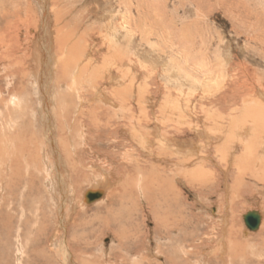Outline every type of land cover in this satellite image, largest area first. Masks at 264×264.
<instances>
[{
    "label": "rangeland",
    "instance_id": "1",
    "mask_svg": "<svg viewBox=\"0 0 264 264\" xmlns=\"http://www.w3.org/2000/svg\"><path fill=\"white\" fill-rule=\"evenodd\" d=\"M45 2L48 5V12H50V10L51 12H54L55 10L60 12L61 18H62L61 20L62 22L64 21L63 23H61L62 25L63 24L67 25L66 28L74 29L75 31L77 30V32H79L78 40L80 41L79 47L81 51H84L85 49H87L90 44L94 45L95 51L93 52V56L94 55H97V56L96 57L94 56L93 60H90L91 56H89L87 59H89L90 62L89 60L85 59L83 56H81L78 53L80 55L78 56V60L80 59L79 60L80 62L77 60L74 66V70H76L75 68L77 67V64L81 63L82 59H84L83 60L84 62L79 64L81 68H82V65H86L87 63L89 65L88 70L85 68L84 70L81 69L83 71H79V73L77 74L79 84H81V82H79L80 76H82V74L85 75V73H87L85 76L81 77L83 78L82 84H85L88 81L86 83L87 88L89 87L94 88L95 85H99V86L105 87L106 88L105 91L109 93H113L114 91L123 89L124 90L123 97L129 96L128 98H130L131 96H133L132 98L133 101H134V98L135 99L137 98V91L143 88L145 91L149 92L150 97H152V102L156 101L154 102L155 109H153L150 106L147 108L148 117L150 118L151 116L155 117V115L157 116L159 115L158 113L154 115V112H155L154 110L158 109L159 102L162 103L163 101H165L164 99H165L166 93L167 95L171 93L173 95V98H175L176 100L180 99L181 102L188 103L187 111H188L189 118L190 117L195 118V116H199V117L202 116V118L206 119L208 117L207 115H209L210 120H211L210 122L215 121L213 119H216L218 122H220L221 119L229 116L226 114H231L232 117H243V116L251 117L252 115H255V116L258 115V117L264 116V105L262 107L261 104H257V105H254L256 106V108L254 106L249 107L248 104H243L241 100L239 101L236 100V101H233L232 103L234 102L238 103L239 104L238 106L240 107L242 106L241 104H243V107L240 108L238 106L236 107V105H231V109H234L236 107L238 109L240 108V110L242 109L245 110V111L238 110L240 111L241 115L240 114L238 115L236 111H231V110H229L230 112L227 111L226 113L222 114L221 111L218 112L217 107L213 105H211V107L208 108V105L210 106L208 101L214 98L213 94L214 96L215 95L218 96L223 91L224 85L232 86V88L235 91L238 86L236 84L248 85L250 82L248 86L253 87V85L257 83L260 85L261 84L264 85V47H263L264 46V0H221V1L220 0H49V1L48 0L47 1L46 0H0V39L2 38L4 39L3 41H1L2 43L0 42V89L3 93V96L7 94L6 93L7 89L9 91L10 90L20 91L16 96L18 101L19 102L23 101L24 104L26 102H31L32 106L34 107H36L37 103L42 102L41 100L42 92L44 91L45 93L47 92L49 88L46 89V87H48V85L53 83V86L55 87L54 90L56 92L61 90L63 88V85H66V84H62L64 82L59 72L61 68L60 66L58 68L59 62L62 59V54L61 55L58 54L59 52L57 51L55 39L53 38V41H52L50 36L47 35V33L44 31L45 28L46 29L54 28V24H55L54 15L52 14L53 16L50 15L51 17H48V21L46 22L45 28H43V26L41 27V23L40 24L38 23L40 22V19L42 18L41 15L43 14V8H44L43 4H45ZM125 6L128 8L130 7L133 18L137 19V21L135 20L136 21L135 23L138 27L135 26L134 24L132 26V29H129L130 34L127 32L128 30L123 29V31L121 32L123 33V35L120 34L121 39H119V41L116 42L118 45H115L113 42L114 40L112 38V33L110 34L111 31L109 30V27L103 26L100 28V26H102V24H105V23H103L102 20H98V18L99 16L102 15V16H105L104 19L108 20L111 18V15L113 14L114 19L116 18L119 24L120 21L122 20V16L126 13ZM157 14L159 17L157 16ZM154 15H156L157 18H155L156 16L154 17ZM145 18H146V22L144 21L142 23V20L143 19L145 20ZM151 21H153L154 24L156 25V27L154 26V29H153V26L149 23ZM133 29L134 31H132ZM124 32L128 33V34L126 33L127 37L124 36L126 35ZM144 32H146L147 37L144 34ZM167 33L171 35L169 36ZM142 35L143 36L145 35L144 36L145 38ZM192 35H194V37ZM156 37H157V41H156ZM181 37L182 39H185L183 41V44L184 45L186 44L188 46V51L190 52L188 54L190 56L189 59L193 58L194 60L197 59L196 57H193V55L196 54L197 50H199V41L204 40V44H203L204 52L203 51L202 52L204 53V62L205 64H207L206 68H208V65L210 67H214V72H213L214 75H212L211 77L214 80L211 81L210 83H208L209 81H206L207 82L206 85L201 82L203 84L202 87H199V89L192 94L188 90L189 89L187 87L189 86L188 84L184 88V91H183L184 95H186L184 98H183L184 95L181 96L182 94L179 93V91L175 89L176 85L174 83L168 84L165 75H163L164 73L162 71V66H161L162 61H166L167 59L168 60L166 62H170V65H171L174 62L175 57H179V59L186 61L185 59L187 58L183 56L185 58L184 59L181 54H177V55L174 54L175 53L174 50L170 49L171 47H170L169 40L173 39L174 41L176 39L174 42L177 41L176 43H178L179 40H181ZM131 40L134 45L132 44ZM193 40L196 41V46H197V47L195 46L194 48L195 52L192 50L193 49L192 44H190L191 41ZM89 42H92V43H89ZM164 42H166L168 45L167 44L165 45ZM144 43L146 46L144 45ZM101 44L103 45L104 50H101L100 52ZM189 44H190V47H189ZM148 45L150 46L148 47ZM243 45H245V47ZM218 46L219 48H217ZM81 47H84V49ZM242 50H244L245 52ZM103 52L104 53L106 52V53L104 54ZM218 53L219 55H217ZM145 56L148 58H146L145 62H143V59L145 58ZM198 58H201V57H198ZM71 59L76 61L75 58H71ZM23 60L24 62H26L25 66L28 67L29 70H32V69L35 70L37 75H38V72L40 73L39 75L41 76H39L37 80L34 77H32V75H29V74L27 75L28 77H25L24 75L25 72L24 74L22 72L23 75L18 73L17 75L10 77L12 73H8L3 70V67L7 65L5 61L13 63L15 61L20 62ZM42 60H44V63L42 62ZM153 61L155 63L158 62V64L153 63ZM183 61H182V65H184L183 68L186 70L190 69V67L186 65V62L184 63ZM221 61H224V62L222 63ZM2 62H4L5 64L3 63L2 65ZM193 62L195 61H191V63ZM219 62H221L222 64ZM123 63L125 64V66H123ZM129 63L131 64V66ZM151 63L155 65H150ZM225 64H227L228 66ZM12 65L14 66L15 64H12ZM91 67L93 68L91 69ZM106 67L108 68V70L106 69ZM110 67L111 69H109ZM229 67H230V74L228 73ZM14 69L16 68L15 67L10 68V71ZM109 70L113 72L109 73ZM233 70H235L234 71L235 73L233 72ZM216 71L217 73L218 71L220 72L217 74ZM243 71L244 73H242ZM91 72L93 73L90 76ZM224 72L226 74H222ZM193 74L194 76H196L197 73L193 72ZM84 77L87 78L86 81L84 80ZM220 77H222V79ZM244 80L246 84L244 83ZM216 83L217 85H219L220 83L221 86L223 83V86L222 87L220 86L221 89L220 87L216 85ZM90 84L92 87L89 86ZM207 84L209 85L208 87H207ZM234 85H236V87ZM206 88H208V90L209 89L211 90H209L208 92ZM212 88H215V89H212ZM157 92L159 94H157ZM68 93L69 91L67 92V95L69 96L70 101L71 100L73 101L72 97L70 96L72 93L71 92H70L71 94H68ZM54 95L56 96V94ZM205 95H206V98L204 99ZM57 96L61 97L59 93ZM74 99L75 101L77 100L75 96H74ZM23 102L21 104H23ZM258 105H259V108H258ZM246 108L250 110H247ZM253 108L256 111H259L261 115L254 113V111H252ZM214 109L216 110V112ZM34 110L35 111H33V116L35 117V119L33 120L35 121H34V125L30 126V128L32 129V131L34 132L36 131L35 133L38 136V137L36 136L38 138V142L40 144L43 143L44 145L43 144L42 145L46 148V151L44 153V157L46 158L45 162L44 163L39 162V163L41 166L45 164V166L47 167V170L45 171L41 170L40 172L33 173L34 174L33 176L31 174L32 170H30L31 171L30 176L32 179L28 182L29 183L28 186H26L24 183L19 184L17 188L13 186L12 195H10V197L13 196L12 197V208L8 210L3 209L2 205L0 204V209L3 210L2 213L0 210V264H64L62 260L63 259L62 253L64 251V247L62 246L60 239L66 240V243H68V247L70 248L71 251H75V253L77 254L76 256L79 257L80 255L81 260L79 261H85V260L87 261L89 260L88 258H91V259L94 258V259H98L100 264L109 263L108 260L114 261L116 264H122V263L123 264H137L138 261H137V258H135V256L138 253H141V256L142 257L145 256V259L141 258L142 261H140L139 264H150V263L151 264H204V262L206 264H212V261L210 259L211 258L210 253H209V251L212 249H208L204 251L205 249L203 250V248H209L210 245L213 246L212 238H214L213 237L214 234L212 235V233L214 232L213 231L214 229H219L218 228V223H220L219 218L224 216L227 211H233L235 213L234 214L235 217H237L238 227L242 226L241 229L243 228L246 229L244 222L242 220H243V215H245L247 211L262 210L264 212V207H263L264 204H262V201H259L258 199L260 197H257L255 194L252 197L251 195H249L250 192H248V193H244L245 197L244 199H242L241 197L237 195V192H235L234 189H232V186H233L232 182L234 178H231V177L233 175L232 173L238 172L236 169L232 168L231 170H227L228 171L227 173H229V175L226 174V176H223L221 172L219 171L220 170L219 168H216V169L215 167L214 169L207 168L206 169L207 173H205V177L207 178V180L204 179L203 180L204 182L202 183L204 184V187H202L203 185H199L198 183L199 181H196L197 184L195 183L192 185H189L190 183L188 182L186 187L184 186L182 188L180 187L181 190L183 191V196L186 201L185 216L187 215L186 220L188 223V226L184 227V230L182 231V233L185 236L189 235L190 238L193 237L192 239H190L188 238V236H186L187 238L186 244H189V245L191 244L192 247L190 249L189 248L187 249L188 255H185V252L183 253L184 254L183 255L180 247L177 246L178 244H175V241H174L178 239L179 235L175 233L170 234L171 235V242H170L167 239L165 240V238L163 237L164 235L163 233L155 231V223L150 218V213H151L150 198L151 197L153 198L152 204L156 205L154 206L156 211H160L162 209L160 208L161 206H160L159 195H154V190H152L150 198H148L150 200L149 201L146 198L148 197L147 195L148 192L144 191V194H139L138 193L139 191H137L136 189V191L133 194H131L133 195L132 200H128L129 198H131L130 194L125 193L126 195L125 194L123 195L122 190L120 188V180L122 178L119 177L121 179H117V177H114V178H111L110 180L111 184L109 185V189H107V187L104 188V190L107 189V193L104 199L105 200L107 199L106 201H108L109 197L114 193L117 195V199L119 200V202L122 201V203L126 205L125 207L129 206V208L131 207L133 210L136 211L133 214L134 216L133 221L135 223L134 229L137 231V234L142 237V239L140 242H136V243H134L133 240L129 241V243L132 242V244L129 245V248L127 249H122L120 246H118L117 243H116L117 246L115 245L112 248L110 246H112V242L114 241L113 233L111 230H107L103 225L105 222L104 221L105 217H107L105 214L107 209L105 208H107L108 205L105 204L106 205L105 207V206H101L100 204L102 202H103L102 204H104L106 201L105 202L101 201L98 204L96 203V204H89V205L86 203L87 204L86 206H83L80 202L83 199V194L85 191L91 188H98V187L100 188L99 186L100 183L96 182L97 181L96 175H94V173L93 174L89 173L88 170L82 169V167L80 168L79 165L73 166L74 160L72 159L66 160L64 162L62 160L64 164L61 167V169L63 170L62 176H64V178L66 179V180L64 179L66 183L63 184L65 186V187L63 186L65 189L62 190V186L59 185L60 183L57 181L55 182V180L60 181L59 180L60 177L58 175L59 174L58 169L56 167L57 166L56 156L48 143L49 140L47 136V131H45V128H43V125L41 124L42 120L40 116L38 115L37 108H35ZM211 111H214V112H211ZM248 111L250 112L252 111V115H248V114H251V113H248ZM196 112L198 113L196 114ZM55 113L56 112H53V114ZM30 115H28L27 117L28 120H26L29 123L31 122V119L29 118ZM211 115L214 116L215 118L212 117ZM33 116L31 115L30 117H33ZM38 119L40 121H38ZM70 126L72 127L71 124ZM25 128H26V132H28L29 135L31 136V132H32L31 129L28 128L27 126H25L23 129L25 130ZM190 129L191 128L188 127V131H189L188 135L192 132L190 131ZM216 130L217 128H215L213 131L217 132ZM78 131L79 132L75 131V134L73 135L72 140L73 142L75 141L74 144L77 149L75 154H78L79 159L81 158V160H87V161L91 159V162L94 160L97 161L98 158H97V155L94 154V151L99 152L100 156H103V157H106L108 154L109 155L112 154V156H115L116 153L123 155L125 152H128L131 154V156L134 159L140 160V161L137 160V162H139L137 163L139 165L138 167L133 166L132 169H128V168L126 169L130 171L129 172L130 175L135 173L133 175V178H135L137 174H139L138 172L141 171V174H142V171H144L145 168L143 167L144 165L142 164L144 163L143 160H147V155H143L145 153L140 152L143 149L142 141L140 139H137V141L139 142L136 141L135 144H137V146H134V144L130 143V141H128L126 138L124 139L121 138L120 141L122 139L123 140L126 139V141H124V146L120 145L118 148H116L114 144L110 142V140L107 141V137H104L105 138L104 141H107V142H102V138H101V141H99V143L96 144L94 143V139L92 140L89 135H88L89 137L88 136L86 137V134H87L85 133L86 131H82V130L81 132L80 130ZM60 132H63V131L60 130ZM215 135H217V133ZM61 137L64 139L67 138V136H65L64 134L61 135ZM191 137L192 136H190V138ZM204 138L202 137L201 140L196 138L195 145L199 147L200 146L202 147L204 145L206 146L207 142L210 141V137H204ZM40 139L41 141H39ZM201 141H204V142H201ZM193 143H194V139H193ZM217 143L215 142L214 145L216 146ZM131 144H132V147L134 146V148H137V149H134L135 151L133 150L134 152H132L131 150L132 148ZM139 148H141V150ZM189 148H190V144L188 145V149ZM73 149L76 150L75 148L72 147V152H73ZM256 149L254 148L255 151ZM225 151L227 153L228 149H225ZM138 154L140 155V157H138L139 156ZM218 154L221 155L222 152L219 153L216 151V153H214V159L216 160L215 164L220 163L218 166L226 165V163L222 161L223 158L221 156L219 157ZM42 155L43 154L40 152L39 156H42ZM103 157H100V158L103 159ZM99 161L101 160L99 159ZM230 165L231 164L227 166H230ZM114 172H117V171H113V173ZM35 174H37V176H35ZM68 174H70L71 176L69 177ZM47 176L50 179H52L53 182L56 184L55 186H57L54 194L53 193L50 194V192L46 189L47 185L45 182H46ZM136 180H138L137 177H136ZM25 187H27V190H24ZM227 187L228 188L230 187L229 190ZM70 189L72 190V192H70L71 191ZM70 194L74 195L73 196L74 199L72 200L74 201L73 203H68ZM226 197L228 201L233 202L234 205H233V208L228 207L226 208V211H225L224 208L226 207L227 203L224 200L226 199ZM96 206H97V209H96ZM115 207L116 206H114V208ZM98 209H99V212H98ZM125 212L126 210L121 213L123 216L117 220L116 218L114 219L113 217L114 220L118 221V222H115L114 225L113 223L111 224L113 231L121 233L122 230L124 229V228H121L120 224L118 223H120V220L122 222L124 221L125 214L123 213ZM216 212H217V215H216ZM97 213L99 215L101 214L100 217ZM214 214L218 217H215ZM60 215H61V218H60L61 221L59 219ZM95 216L96 218H100V219L94 220ZM4 217L5 219L3 220ZM7 218L10 219L9 220L10 222L8 221V223L5 222ZM5 223H6V226H4ZM214 226L217 228H214ZM129 227L130 226L126 224L127 230ZM18 231H20L21 233L20 235L22 237L19 241L20 243L17 242L16 240V237H17L16 234L18 233ZM40 231L44 234L42 233L40 234ZM259 234L260 232L259 233L257 232L256 234L254 233L255 236L254 235L253 236L256 239L254 237H252L251 239L250 237L252 241L248 240L249 238H246V237L243 238L245 240L250 241L249 244L250 245L252 244L251 245L252 247L255 246L252 248L253 250L251 249V247H248V249L252 250V251L248 250V254L254 252L253 256L251 255L250 257L249 255V258H251V260L257 259L258 252L262 250L261 249L262 245H257L260 248L259 247L256 248L257 246L255 245L256 243L262 244L261 242L262 239L259 236ZM38 235L42 238L41 239L42 244L35 241L36 239L35 236H38ZM148 239H151V241H155L156 244L160 247L162 246V247L167 248L169 246V248H171V252H168L169 249L167 248V253L168 255L170 254L169 256L171 257V260H173L172 261L173 263L170 261H167L166 258L164 259V261L163 259L156 258V257L150 259L149 256H147V252H146L147 244L149 243ZM179 240L183 241V238ZM151 244H152L151 245L152 247L155 246L153 245V242H151ZM17 245H20V247H18ZM75 247L77 248V251ZM109 248L112 250L109 251L108 250ZM38 249H40V251H38ZM35 250H37L38 253ZM19 251H20V254H19ZM125 252L128 253L127 256ZM106 253H107V256L109 257L105 256ZM123 258L124 260H126L125 263L122 260H118V259H123ZM73 259L76 261L75 257H73ZM234 264H243V260L239 261V259H237L235 260Z\"/></svg>",
    "mask_w": 264,
    "mask_h": 264
},
{
    "label": "bare ground",
    "instance_id": "2",
    "mask_svg": "<svg viewBox=\"0 0 264 264\" xmlns=\"http://www.w3.org/2000/svg\"><path fill=\"white\" fill-rule=\"evenodd\" d=\"M43 5H44V8H43V14L41 15L42 18L40 19V22H38V23L39 24L41 23V27L43 26V28H45L46 22L48 21V17H51L50 15H52V14L54 15V21H55L54 28L53 29H50V28L46 29L45 28L44 31L47 33V35L50 36L52 41H53V38L55 39L57 51L59 52L58 54L59 55L62 54V59L59 62L58 68H59V66L61 68L59 72H60L61 78L64 82L62 84H66V85H63V88L61 90H59L58 92H56L54 90L55 87L53 86V83L50 82L51 83L50 85L47 84L48 87H46V89L47 88H49V89L47 90L46 93H45V91L42 92V96H41L42 102L37 103L36 107L32 106L31 102H26L24 104V102L22 101L23 104H21L22 102H19L17 97H16L20 91H18V90H10L9 91L7 89V91H6L7 96L5 94H4L5 96H3V93L0 89V204L2 205L3 209L8 210V209L12 208V197L13 196L10 197V195H12L13 186L15 188H17V186L21 183H24L26 186L29 185L28 182L32 179L30 176V173H31L30 170H32V173H31L32 176L34 175L33 173L40 172L41 170H44V171L47 170V167L45 166V164H43L42 166L40 165V163L45 162L46 158L44 157V153L46 151V148L43 146L44 145L43 143H42L43 144L42 145L38 142V138H37L38 136L35 133L36 131L34 132L30 128V126L34 125L35 120H33V119H35V117L33 116V111H35L34 110L35 108H37L38 115L40 116V118L42 120L41 124L43 125V128H45V131H47V136H48V140H49L48 143H49L51 149L53 150V152L56 156L57 166L56 165L55 166L58 169V173H59L58 175L60 177V179H59L60 181L55 180V182L57 181L60 183L59 185L62 186V190L65 189L64 188L65 186L63 184L66 183V181H64L65 178H64V176H62L63 170L61 169V167L64 165L63 164L64 161L70 160V159L74 160L73 166L79 165L80 168L82 167V169L88 170L89 173H92V174L94 173V175H96V177H97L96 182L100 183V185H99L100 188L99 187L98 188H91V189L84 192L83 199L80 201L83 206H86L87 204L88 205L89 204H96V203L98 204L101 201L105 202L107 199L105 200L104 198L106 196L107 189H109V185L111 184L110 180H111V178H114V177H117V179L122 178L120 180V188L122 190L123 195L125 193L130 194L131 198H129L128 200H132L133 195H131V194H133L136 191V189H137V191H139L138 192L139 194H144V191L148 192L149 194L147 193V195H148V197H146L147 199L150 198L151 192H152V190H154V195H159L160 206H161L160 208L162 209L160 211H156V209L154 208V206H156V205L152 204L153 198L151 197L150 198V200H151L150 218L155 223V231L163 233L164 234L163 237L165 238V240L167 239L170 242H171V235L170 234L175 233V234L179 235L178 239L175 238L176 240H174V241H175V244H178L177 246L180 247L182 254L185 252V255H188L187 249L188 248L190 249L192 247V245L186 244V240H187L186 236H188V238H190L189 235L185 236L182 233V231L184 230V227L188 226V223L186 220L187 215L185 216V214H186L185 213L186 201H185V198L183 196V191L181 190V188L183 186L186 187L188 182L190 183L189 185H192V184H195L196 181H199L198 182L199 185H203L202 187H204V184H202V183L204 182L203 181L204 179L207 180V178L205 177V173H207V170H206L207 168H211V169H214V167H215V169L219 168L220 169L219 171L221 172V174L223 176H226V174L229 175V173H227L228 172L227 170H231L232 168L236 169L238 172L232 173L233 175L231 174L232 175L231 178H234L233 182L231 181L233 183L232 189H234V191L237 192V195L239 197H241L242 199H244V197H245L244 193L250 192L249 195H251L252 197L255 194L257 197H260V198H258L259 201H262V204H264V116L258 117V115H256V116L252 115V111H254V113H256V114L261 115V113L259 111H256L254 108L251 112L248 111V113H251L248 115L254 116V117L251 116L252 118L251 117H244V116L243 117H232L231 114H226L229 116L221 119L220 122H218L216 119H213L215 121L210 122L211 120H210L209 115H207L208 117L206 119L202 118V116L201 117L195 116V118H193V117L189 118L188 117L189 116L188 111H187V109H188L187 104L188 103H183V102H181L180 99L176 100L175 98H173V95L168 92L169 94L167 95V93H166V95H165V99H164L165 101H163L162 103L159 102L158 109L154 110L155 111L154 115L156 113H158L159 115L158 116L155 115V117L151 116V118H150V117H148L147 108L150 106L153 109H155L154 108L155 107L154 102H156V101L152 102V97H150L149 92L145 91L143 88L140 89L139 91H137V98L136 99L134 98V101L132 99L133 96H131L130 98H128L129 96L123 97V91H124L123 89L118 90V91H114L113 93H109V92L105 91L106 90L105 87H102L99 85H95L94 88H90V87L87 88L86 83L88 81L85 84H82L83 78H81L82 76H85L87 73H85V75L82 74V76L79 75L80 76L79 82H81V84L78 83L77 74L79 73V71H83L84 68L88 70L89 69L88 63L86 65H82V68H81V66L79 64L84 62L83 61L84 59H82L81 63L77 64V67L75 68L76 70H74V66L78 60V56H80V55L83 56L85 59H87L89 56H91L90 60H93L94 56L95 57L97 56V55L93 56V52L95 51L94 45L90 44L87 49H85L84 51H81V49L79 47L80 41L78 40L79 39V36H78L79 32H77V30L75 31L74 29L66 28L67 25L61 24L64 21L62 22V20H61L62 18H61L60 12H58L57 10H55L54 12H51V10H50V12H48L47 3L45 2V4H43ZM125 8H126V13L122 16V20L120 19L121 21L119 24H118V21L116 20V18L114 19L113 14L111 15V18L108 20L104 19L105 16H102V15L99 16V18H98V20H102L103 23H105V24H102V26H100V28L103 26L109 27V30L111 31L110 34L112 33V38L114 40L113 42L115 45H118L116 42H118L119 39H121L120 34L123 35V33H121L123 31V29L128 30L127 32L129 33V29H132V26L134 24H135V26H137L135 23L137 21V19L133 18L132 11L130 10V7L128 8L125 6ZM115 9H117V8H115ZM115 11H117V10H115ZM154 14H155V12H154ZM155 16L156 15H154V17ZM157 16H158V14H157ZM157 16L155 18H157ZM117 18H119V17H117ZM160 19H161V17H160ZM157 20H159V19H157ZM144 21L146 22V18H145V20L144 19L142 20V23ZM152 22L153 21H151L149 23L153 26V29H154V26L156 27V25L154 24V22L153 23ZM132 31H134V29ZM155 31H156V29H155ZM127 34L124 36L127 37ZM144 34L146 35V32H144ZM168 35L170 36L171 34H168ZM156 36H157V34H156ZM192 36L194 37V35H192ZM136 37H137V35H136ZM146 37H147V35H146ZM107 38H109V37H107ZM138 38H139V36H138ZM3 40H4L3 38L0 39V42ZM142 40H144V39H142ZM184 40L185 39H182V37H181V40H179V42L176 43L177 41L174 42L173 39H170L169 43H170V47H171L170 49L174 50V52H175L174 54H176V55L181 54L182 57L184 56L185 58H187V59H185L183 57L186 61L179 59V57H175V60L171 65H170V62H166L168 59L166 61H162V63L160 62L161 66H162V71L164 73V74L163 73L162 74L165 75L168 84L174 83L176 85V87L174 86L175 89L177 91H179V93L182 94V95L180 94L181 96L184 95V92H183L184 88L188 84H189V86H187L189 88L188 90L192 94V93L196 92L199 89V87H202L203 84L206 85V83H207L206 81H209L208 83H210L211 81L214 80L211 78L212 75H214V73H213L214 67H210L208 65V68H206L207 64H205V62H204V53H203L204 52V48H203L204 40L199 41V50H197L196 54L193 55V57L197 58V59L195 58L196 60H194L193 58H192L193 60L189 59L190 56L188 54L190 52L188 51V46L186 44L185 45L183 44ZM156 41H157V37H156ZM156 41H154V42H156ZM167 41H168V39H167ZM131 42H132V40H131ZM89 43H92V42H89ZM137 43H138V41H137ZM164 43H165V45L167 44L166 42H164ZM224 43H225V41H224ZM132 44H133V42H132ZM190 44H192V46H193V49L192 48L191 49L195 52L194 48L196 46V41L193 40V41H191ZM190 44H189V47H190ZM144 45H145V43H144ZM149 46L150 45H148V47ZM243 46L245 47V45H243ZM151 47H152V45H151ZM81 48L84 49V47H81ZM217 48H219V46ZM150 49H152V48H150ZM101 50H104V47L102 44H101L100 52H101ZM208 50H209V48H208ZM216 51H218V50H216ZM227 51H228V49H227ZM242 51H244V50H242ZM119 52H120V50H119ZM219 52H221V51H219ZM129 53H130V51H129ZM96 54H97V52H96ZM155 55H157V54H155ZM217 55H219V53ZM221 55H222V53H221ZM198 57H201V58H198ZM71 58H75L76 61L72 60ZM146 58H148V57L145 56V58L143 59V62H145ZM188 59H189V61H188ZM216 59H218V58H216ZM40 60H39V62H40ZM87 60H89V59H87ZM90 60H89V62H90ZM219 60H221V59H219ZM182 61L184 63L186 62V65L188 67H190V69H188V70L184 69L183 68L184 65H182ZM191 61H195V62L191 63ZM42 62L44 63V60H42ZM221 62L223 63L224 61H221ZM221 62H219V63H221ZM3 63L4 62H2V65H3ZM5 63L7 64L6 66H4V67L2 65L1 66L3 67L4 71H6L8 73H12L10 75V77L17 75L18 73L22 74V72H23V74L25 72V74H24L25 77H28L27 75L29 74V75H32V77H34L36 80L39 76H41V75H39L40 74L39 72L37 75L35 70H33V69L29 70L28 67L25 66L26 62H24V60L20 61V62L15 61L13 63L5 61ZM91 63H92V61H91ZM153 63H155V62L153 61ZM12 64H15V65L13 66ZM155 64H158V62ZM155 64L151 63L150 65H155ZM115 65H116V63H115ZM225 65H227V64H225ZM123 66H125L124 63H123ZM130 66H131V64H130ZM221 66H223V65H221ZM14 67L16 69L10 71V68H14ZM119 67H121V66H119ZM92 68L93 67H91V69ZM217 68H218V66H217ZM81 69H83V70H81ZM106 69L108 70L107 67H106ZM109 69H111V67ZM15 70H17V71H15ZM116 70H118V69H116ZM235 70H233V72ZM46 71H48V70H46ZM152 71H153V69H152ZM93 72H91L90 76L92 75ZM112 72L113 71L109 70V73H112ZM193 72L197 73L196 76H194ZM219 72L220 71H218V73ZM216 73H217V71H216ZM228 73L230 74V67H229ZM234 73H232V74H234ZM242 73H244V71ZM222 74H226V73L224 72ZM7 77H9V76H7ZM222 77H223V75H222ZM222 77H220V78L222 79ZM87 78L84 77V80L86 81ZM80 79H81V81H80ZM216 79H217V77H216ZM244 79H246V78H244ZM40 81H41V79H40ZM102 81H103V79H102ZM110 83H112V82H110ZM244 83H245V80H244ZM107 84H109V83H107ZM227 84H228V82H227ZM235 84H236V82H235ZM249 84H250V82H249ZM216 85H217V83H216ZM236 85H238V86H237V89L235 91L232 88V86H225V85L223 86V83H222L223 91L218 96L217 95L214 96V94L212 93L214 98L208 101L210 104V106L208 105V108L211 107V105H213V106H216L218 112L221 111L222 114L226 113L227 111L230 112L229 110H231V111H236L239 115L240 111L243 110V109L240 110V108L243 107V104H248L249 107L257 105V104H261L263 107V105H264L263 104V102H264V85L263 84L260 85L257 83V84H254L253 87L248 86V85H242V84H236ZM236 85H234V86L236 87ZM89 86H91V84ZM208 86L209 85L207 84V87ZM217 86L220 87L221 86L220 83ZM221 87H220V89H221ZM119 88H120V86H119ZM206 89L208 90V88H206ZM212 89H215V88H212ZM209 90H211V89H209ZM209 90H208V92H209ZM68 91H69L68 94L72 93L70 96L72 97L73 101L72 100L70 101L69 96L67 95ZM125 91H126V89H125ZM158 92H157V94H159ZM58 93L61 97L57 96ZM62 93H64V94H62ZM54 94H56V96ZM74 96L77 98L76 101L74 99ZM185 96L186 95H184L183 98ZM205 98H206V95H205L204 99ZM236 100L242 101L243 104H241L242 105L241 107L238 106L239 105L238 103H235V102L232 103L233 101H236ZM231 105H236V107L238 106L240 108L238 109L235 107L234 109H231ZM254 107L256 108V106H254ZM258 108H259V105H258ZM246 109L250 110L248 108H246ZM238 110H240V111H238ZM243 111H245V110H243ZM53 112H56V113L53 114ZM211 112H214V111H211ZM215 112H216V110H215ZM30 113L33 117H30L31 116ZM197 113L198 112H196V114ZM28 115H30L29 116V118L31 119L30 123L28 121H26V120H28V118H27ZM242 115H243V113H242ZM217 116H216V118H217ZM212 117H214V116H212ZM38 121H40V120L38 119ZM70 124L72 125L73 128L70 126ZM25 126H27L28 128L31 129V131H32V132L30 131L31 136L29 135L28 132H26V128H25V130L23 129ZM188 127L191 128L190 131H192L189 135H188V132H189ZM215 128H217V130H216L217 132L213 131ZM60 130H62L63 132H60ZM78 130H80V132H81V130L86 131L85 132V133H87L86 137L89 135L92 140L94 139V143H96V144L99 143V141H101V138H102V142H107L110 140V142L113 143L116 148H118L120 145L124 146V141H126V139L128 141H130V143L134 144V146H137V144H135V143H136L137 139H140L142 141V146H143L144 150L142 149V151H140L141 148H139L140 150L139 149L138 150L140 152L145 153L143 155H147V160L142 159L144 161V163L142 165H144L143 167L145 169H144V171H142V174L140 171V172H138L139 174H137V176L135 175L138 178V180H136L135 176H134L135 178H133V175L135 173L131 172L133 174L130 175V173H129L130 171H128L126 169L127 168L132 169L133 166L138 167L139 165L137 163H139V162H137V160L138 161H140V160L134 159L131 156V154L128 152H125L123 155L116 153L115 156H112V154L111 155L108 154L106 157H103V156H100L99 152L94 151V154L97 155V158H98L97 161L99 163L94 159H93L94 161H92V162H91V159L88 161L87 160H81V158L79 159L78 154H75L77 151L76 146L74 144L75 141L73 142V140H72L73 135L75 134V131L79 132ZM216 133H217V135H215ZM63 134L65 136H67L66 139L61 137V135H63ZM78 135H80V134H78ZM71 136H72V138H71ZM190 136H192L191 137L192 139L190 138ZM104 137H107V141H104V139H105ZM202 137L203 138L204 137H210V141L207 142L206 146L203 144L205 147L204 146L199 147V146L195 145L196 138L201 140ZM121 138H123V139L126 138V139L125 140L122 139L120 141ZM193 139H194V143H193ZM39 141H41V139ZM214 141L216 143L220 141L219 142L220 144L217 143V145L215 146ZM137 142H139V141H137ZM201 142H204V141H201ZM132 144H131V147H132ZM189 144H190V148H189L190 150L188 149ZM134 146L131 148L132 152L135 151L134 149H137V148H134ZM72 147L76 149V150L73 149V152H72ZM90 147H92V146H90ZM254 148L255 149L257 148L256 151L254 150ZM225 149H228L227 153H226ZM216 151L219 153L222 152L221 155H219V154L218 155H219V157L221 156L223 158L222 161H224L226 163V165H224V166L222 165L224 162L221 164L223 167L218 166L220 163L215 164L216 160L214 159V153H216ZM257 151H258V153H257ZM40 152L43 154L42 156H39ZM100 157H103V159H101ZM138 157H140V155ZM88 158H90V157H88ZM99 159L101 161H99ZM62 160H63V162H62ZM227 163H229L231 165L227 166V165H229ZM74 170H75V168H74ZM113 171H117L118 173L117 172L113 173ZM68 175H69V177L71 176L70 174H68ZM35 176H37V174H35ZM223 176H222V178H223ZM119 177H121V178H119ZM189 177H191V178H189ZM152 179H153V181H152ZM45 183L47 185L46 189L50 192V194H52V193L54 194L57 186H55L56 184L53 182V180L47 176ZM106 187H107V189L104 190V188H106ZM153 187H154V189H153ZM224 187H225V185H224ZM229 188H228V190H229ZM24 190H27V187H25ZM70 192H72V190ZM89 192L97 195V197L92 202H88V200L86 198V195ZM56 194H57V192H56ZM22 195H23V193H22ZM98 195H99V197H98ZM249 195H247V196H249ZM69 196H70V198L68 200L69 201L68 203H73L74 201H72V200L74 199V197H73L74 195L70 194ZM80 196H81V194H80ZM233 197H235V196H233ZM224 201L227 203L226 207L224 208L225 211H226V208H228V207L233 208L234 203L229 202L227 197ZM102 203H100L101 206L106 207V205H108L107 208L104 207L105 209H107L106 213H105L107 217H105V220H104L105 222L103 225L107 230L112 231L113 237H114V241L112 242V246H110V247L113 248L117 243L118 246H120L122 249H127V248H129V245L132 244V242L129 243V241L133 240L134 243L140 242L142 237L140 235H138L137 231L134 229L135 223L133 221L134 220L133 214L136 211L133 210L131 207L129 208V206L125 207L126 205H124L122 203V201L119 202V200L117 199V195L114 193L109 197L108 201H106L104 204H102ZM64 205H65V203H64ZM101 206H99V207H101ZM114 206H116V207L114 208ZM117 206H118V208H117ZM96 209H97V206H96ZM100 209H102V208H100ZM0 210L2 213L3 210L2 209H0ZM72 210H73V208H72ZM125 210H126V212L123 213V214H125L124 221L122 222L120 220V223H118V224H120L121 228H124V229L122 230L121 233L113 231L111 224L113 223V225H114L115 222H118L116 220L123 216L121 213L124 212ZM98 212H99V209H98ZM250 212H254L256 217H258L260 219L259 224H257L258 225L257 228H250L245 223L244 218ZM60 214H61V212H60ZM234 214L235 213L233 211H227L224 216L219 218L220 219V223H218L219 229H214V228H217V227H215L217 224L213 228L214 229L213 230L214 232L212 233V235L214 234V236H213L214 238H212L213 246L208 245L209 248H203V250L205 249L204 251H206L208 249H212L209 251L212 264L213 263L214 264H234L235 260H237V259H239V261L243 260V264H264V212L262 210L247 211L246 214L243 215V220H242L244 222L246 229H244V228L241 229L242 226L238 227L237 217H235ZM100 215H99V217H100ZM216 215H217V212H216ZM216 215L214 214L215 217H218ZM113 217H114V219L116 218V220H114ZM60 218H61V215H60L59 219ZM4 219H5V217L3 218V220ZM96 219H100V218H96V216H95L94 220H96ZM103 219H104V217H103ZM9 220L10 219L7 218L5 222L8 223ZM94 220H93V222H94ZM60 221H61V219H60ZM6 223L4 224V226H6ZM62 224H63V222H62ZM126 224L128 226H130L128 228V230L126 229ZM63 226H64V224H63ZM105 232H106V230H105ZM257 232L258 233L260 232L259 236L262 239V240L260 239L262 244L256 243L255 245L256 246L262 245V248H261L262 250H260V252H258V255H257L258 258L255 260L252 259L253 260L252 261L251 258H249V255H250V257H251V255L253 256L254 252L248 254V250H250V249H248V247H251V249L253 247H255V246L252 247L251 246L252 244L250 245L249 242L252 241L251 240L252 237L255 236L254 233L256 234ZM41 233L42 232L40 231V234ZM53 233H55V232H53ZM20 234H21L20 231H18V233L16 234L17 242H19L20 239L22 238ZM42 234H44V233H42ZM8 235H7V237H8ZM38 236H35L36 237L35 241L42 244V241H41L42 238L40 236L39 237ZM53 236H54V234H53ZM245 237L249 238L248 240H250V241L243 239ZM250 237H251V239H250ZM181 238H183V241L179 240ZM192 238H190V239H192ZM60 240H61L62 246L64 247V251L62 253V255H63L62 260H63L64 264H100L98 259H94V258L93 259L88 258L89 260H87V261L86 260L85 261H79V260H81L80 255L78 257V256H76L77 254L75 253V251L70 250V248L68 247V243H66V240H64V239H60ZM150 241H151V239H148L149 243L147 244V249H146L147 256H149L150 259L156 257V258L163 259V261L165 258L167 261H170V262L173 261V260H171V257L169 256L170 254L168 255V253H167V248L169 249L168 252H171V248H169V246L167 248L162 247V246L160 247L156 244L155 241H151V242H153V245H155L154 247H152L151 246L152 244ZM253 241H255V240H253ZM17 246L20 247V245H17ZM258 247L259 246H257L256 248H258ZM183 248H185V249H183ZM115 249H114V251H115ZM57 250H58V248H57ZM108 250L110 251L112 249L109 248ZM252 250H250V251H252ZM35 251L37 252V250H35ZM38 251H40V249H38ZM76 251H77V248H76ZM57 252H59V251H57ZM125 253L127 256L128 253L127 252H125ZM19 254H20V251H19ZM108 254H109V252H108ZM129 254H131V253H129ZM105 256L109 257V256H107V253L105 254ZM73 257H75L76 261H78V262H76L73 259ZM135 258H137V261H138L137 264H139L143 258L145 259V256L142 257L141 253H138L135 256ZM176 259H177V257H176ZM182 259H183V257H182ZM240 259H242V260H240ZM118 260H122L124 263L126 261V260H124V258L118 259ZM150 261H152V260H150ZM108 262L109 263H106V264H116L114 261L108 260ZM204 264H206V263L204 262Z\"/></svg>",
    "mask_w": 264,
    "mask_h": 264
},
{
    "label": "water",
    "instance_id": "3",
    "mask_svg": "<svg viewBox=\"0 0 264 264\" xmlns=\"http://www.w3.org/2000/svg\"><path fill=\"white\" fill-rule=\"evenodd\" d=\"M97 197L96 194H93L91 192L87 193L86 198L88 202H92L95 198ZM99 197V195H98ZM245 223L248 225L250 228H257V224H259L260 219L256 217L254 212H250L245 216Z\"/></svg>",
    "mask_w": 264,
    "mask_h": 264
}]
</instances>
